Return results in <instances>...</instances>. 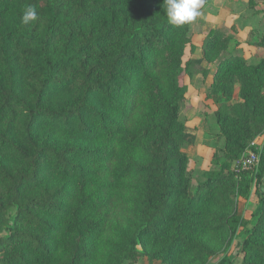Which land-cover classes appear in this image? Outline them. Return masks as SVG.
Listing matches in <instances>:
<instances>
[{"label":"trees","instance_id":"obj_1","mask_svg":"<svg viewBox=\"0 0 264 264\" xmlns=\"http://www.w3.org/2000/svg\"><path fill=\"white\" fill-rule=\"evenodd\" d=\"M28 5L39 18L24 25ZM162 5L0 0V264L208 263L207 232L227 233L225 252L244 234L240 264H264V146L257 171L232 169L264 135V59L249 65L221 30L204 38L225 145L193 184L181 108L209 71L184 59L189 25Z\"/></svg>","mask_w":264,"mask_h":264},{"label":"rangeland","instance_id":"obj_2","mask_svg":"<svg viewBox=\"0 0 264 264\" xmlns=\"http://www.w3.org/2000/svg\"><path fill=\"white\" fill-rule=\"evenodd\" d=\"M209 0H205L204 7L207 4L213 5L210 9H213L214 3L209 2ZM250 7L253 9L252 5H255L259 2V0H249ZM202 8V9H203ZM208 9L206 12L201 10L202 15L197 18L196 21L189 25V31L192 35V47H195L194 53H191V46L188 45L184 59H194L199 61L201 67L206 68L205 63L211 65V61H213V57L215 53H211V57L209 60H204V51H203V41L206 35L208 34V30L210 26H214V23H209V14H212V11ZM214 10V9H213ZM248 8L245 6H235L231 7L227 10L225 15H229L231 20H235L236 24L243 28L245 25V21L248 18L247 13ZM262 15H259V18H262ZM215 28V27H214ZM223 31L227 32L226 29ZM203 56L202 59L199 56ZM205 62V63H203ZM207 69V68H206ZM208 70V69H207ZM209 71V70H208ZM210 73L208 72L207 76L199 73L194 76L190 86L194 85L198 78L208 77ZM203 83L196 84L195 86L198 88L202 87ZM189 86V87H190ZM197 96V97H195ZM218 104L215 102V98H211L209 96V92L207 94L204 93H191L188 90L187 98L182 104L181 108V120L185 124L186 127V138H187V147L183 150L184 153L187 154L189 157L188 163V171L191 172L192 175V182L196 184L197 182L203 181L204 176L203 174L210 170L213 167L212 161L214 160V155L220 156L222 153L220 152L221 149L224 148L225 141L224 138L220 135V130L218 124L216 123V116L215 110ZM255 150L254 148L248 150L244 155L243 158L248 157L252 153H256L261 151L264 146V135L258 138L256 141ZM259 156L260 161V153H257ZM242 157L235 161L233 164V170L237 173H241L244 171L252 170L254 168L255 171L259 169V162L258 164L253 167L252 169H244L242 166ZM252 170V171H254ZM259 204V199L256 194V184L255 182L252 183V188L249 196L247 198H242L239 200V212L245 219L252 220L253 213ZM244 238V234H239V236L234 240L232 246L229 248L227 252L224 251L226 246V239L227 233L224 232H207L204 235V240L207 246L212 249L215 254L212 256L208 263H203L197 260L192 255L186 256V262L188 264H221V261L225 255H231L233 258L234 256L237 257L238 254V246L242 242ZM154 249H157L156 247ZM158 251V249H157ZM141 253H143L141 249ZM241 256L236 258L235 264L241 263ZM137 264H150L147 256H142L141 259ZM153 264H161V260L155 259Z\"/></svg>","mask_w":264,"mask_h":264},{"label":"crops","instance_id":"obj_3","mask_svg":"<svg viewBox=\"0 0 264 264\" xmlns=\"http://www.w3.org/2000/svg\"><path fill=\"white\" fill-rule=\"evenodd\" d=\"M213 2L214 7L210 9L213 5L207 4L205 8L201 9L207 11L210 9L212 14H209V23H214V26H210L208 30L211 29L221 30L224 33L230 35L233 39L230 46V51L236 55L243 56L249 65H256L260 60L264 59V47L258 46L257 44L263 42L264 40V1L259 0L255 5H252L253 9L250 7L249 0H209L207 3ZM243 6L248 8V18L245 21L243 28L239 27L235 20H231L229 15H225L227 10L232 6ZM259 15H262V18H259ZM215 27V28H214ZM226 29L227 32L223 31ZM200 59L203 56H199ZM205 63V62H203ZM206 68L209 70L210 76L204 78H198L195 84L189 87L191 93H204L207 94L210 92V84L212 82L213 75L215 73L214 64L205 63ZM202 84V87H196V84ZM197 97V96H195ZM198 98V97H197ZM218 105L213 110H217Z\"/></svg>","mask_w":264,"mask_h":264},{"label":"clouds","instance_id":"obj_4","mask_svg":"<svg viewBox=\"0 0 264 264\" xmlns=\"http://www.w3.org/2000/svg\"><path fill=\"white\" fill-rule=\"evenodd\" d=\"M205 0H163V10L169 24L174 27L190 25L202 15L201 9ZM38 13L34 6L28 5L21 17L24 25H29L38 20Z\"/></svg>","mask_w":264,"mask_h":264},{"label":"built area","instance_id":"obj_5","mask_svg":"<svg viewBox=\"0 0 264 264\" xmlns=\"http://www.w3.org/2000/svg\"><path fill=\"white\" fill-rule=\"evenodd\" d=\"M255 146H256V143H253L252 147H255ZM258 162H259L258 154L252 153L248 157L242 159V166L244 169L248 170V169H252L253 167H255L258 164Z\"/></svg>","mask_w":264,"mask_h":264}]
</instances>
